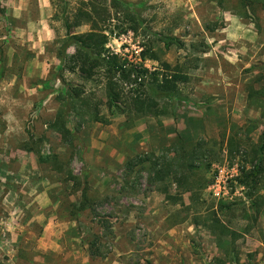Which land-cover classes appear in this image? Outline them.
Returning a JSON list of instances; mask_svg holds the SVG:
<instances>
[{
  "label": "rangeland",
  "instance_id": "1",
  "mask_svg": "<svg viewBox=\"0 0 264 264\" xmlns=\"http://www.w3.org/2000/svg\"><path fill=\"white\" fill-rule=\"evenodd\" d=\"M123 1L139 22L113 16L106 49L150 95L164 62L190 76L156 117L61 62L77 0H0V264H264V9Z\"/></svg>",
  "mask_w": 264,
  "mask_h": 264
},
{
  "label": "trees",
  "instance_id": "2",
  "mask_svg": "<svg viewBox=\"0 0 264 264\" xmlns=\"http://www.w3.org/2000/svg\"><path fill=\"white\" fill-rule=\"evenodd\" d=\"M238 1V5L244 10L249 8L254 12L259 7L264 9V0ZM137 10L134 4L123 0H77L73 11L70 14L64 13L66 38L59 55L61 62H64L66 49L69 46H74V52L67 58L66 68L71 72H77L84 79H92L96 74L103 76L107 97L106 106L109 113L131 112L156 117L162 112L157 107L158 100H170L177 97L179 84L187 83L190 76L180 71L178 67L173 68L164 62L162 69H157L150 74V83H152V94L150 95L144 87V80H142L145 71L141 68L135 69L132 65L127 67L117 54L106 49L105 45L110 33L105 29L107 21H111L114 19L113 16L119 14L126 19V22H139ZM83 24H90V29L82 33L74 32L76 27ZM169 45V42H165L166 48ZM79 92L78 89L73 88L70 95L78 96ZM93 118L95 121H100L97 114ZM262 135L264 136V125ZM261 149H264V145H261ZM155 175L160 177L159 172ZM257 175L258 165L246 172L241 182L243 183V180L247 179L255 182ZM182 178L186 184L185 191H191V182H188V176ZM84 191H82L83 197H85ZM257 208L256 214L261 211ZM261 240L264 244V233H261Z\"/></svg>",
  "mask_w": 264,
  "mask_h": 264
},
{
  "label": "crops",
  "instance_id": "3",
  "mask_svg": "<svg viewBox=\"0 0 264 264\" xmlns=\"http://www.w3.org/2000/svg\"><path fill=\"white\" fill-rule=\"evenodd\" d=\"M43 6H45L44 5V0H43ZM264 229V228H263ZM258 237V236H257ZM254 246H256L257 248H259V250L262 252V251H264V246H263V244H262V242H260L259 240H258V238H256V240H255V245ZM255 247V248H256ZM259 264H262V263H259Z\"/></svg>",
  "mask_w": 264,
  "mask_h": 264
},
{
  "label": "built area",
  "instance_id": "4",
  "mask_svg": "<svg viewBox=\"0 0 264 264\" xmlns=\"http://www.w3.org/2000/svg\"><path fill=\"white\" fill-rule=\"evenodd\" d=\"M213 188H216L217 192L220 193L221 192V185L219 182H216L214 185H213ZM226 187L223 185V193H226Z\"/></svg>",
  "mask_w": 264,
  "mask_h": 264
}]
</instances>
